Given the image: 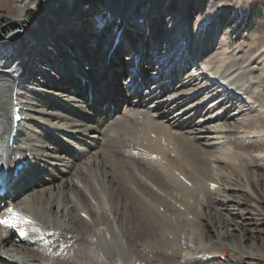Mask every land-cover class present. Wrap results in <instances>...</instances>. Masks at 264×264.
I'll return each mask as SVG.
<instances>
[{
    "label": "bare ground",
    "instance_id": "6f19581e",
    "mask_svg": "<svg viewBox=\"0 0 264 264\" xmlns=\"http://www.w3.org/2000/svg\"><path fill=\"white\" fill-rule=\"evenodd\" d=\"M41 1L0 40V219L26 218L0 224V264H197L225 245L260 260L247 212L227 208L242 204L215 202L229 184L201 181L264 111V52L229 50L227 28L198 32L201 0ZM36 2L8 0L12 17Z\"/></svg>",
    "mask_w": 264,
    "mask_h": 264
},
{
    "label": "rangeland",
    "instance_id": "374dc122",
    "mask_svg": "<svg viewBox=\"0 0 264 264\" xmlns=\"http://www.w3.org/2000/svg\"><path fill=\"white\" fill-rule=\"evenodd\" d=\"M235 1L236 0H201L200 12L195 18V25L198 29V32L205 27H208V29L210 30L227 28V30H229L231 34V38L228 41V45L230 47L229 50L233 51L237 47V45L245 44L248 48L247 52L249 54L252 53L251 55L257 54L259 51L264 52V0H238V6L224 8L226 4H234ZM2 2L6 3V6L4 8H1ZM37 3L38 2L35 3L32 9L36 8ZM44 4L45 3H42L43 6ZM28 10L30 9H27L24 14L18 19H22ZM0 14H4L15 19L14 17H12V10L10 5L8 4V0H0ZM139 25L140 29L142 30V24ZM175 40L176 36L174 41ZM177 47H179V41L177 42L176 48ZM124 64L125 62L121 63L122 69H125ZM121 74L124 77L126 76L125 74H127V72L123 71ZM114 101L115 100H113V102ZM113 104L114 110L115 102ZM263 112L264 111H260L255 116L251 117L248 121V124L244 125L243 128H240L238 130L239 132L243 131L247 132L248 134L243 140L242 144H240L238 148H232L230 155L226 157L225 164L227 166L225 165V168H223V174H219L221 176L213 174L214 176L211 175L207 178L205 176L201 181L204 185L208 183L212 187L217 186V183L219 184L220 181V184H229V192L226 190L222 195H213L214 199L217 200L215 202L219 203L221 199H231L240 202L242 205L236 206L234 205V202L230 200L231 202L228 203L227 208L230 209L229 212L232 214V216L240 215L241 210H245L244 212H247L251 220L250 227L253 233H255L256 239L261 244L262 249H264ZM249 173H254L256 178H258L259 180L261 179L260 181H262L263 185H257V183L253 182L252 178L250 177L245 178L244 175H249ZM228 175L230 178L228 177ZM214 177H216V179ZM210 179L212 180V182ZM245 186H247L248 188H246V190H242V188H245ZM197 202H199V200ZM197 202L193 204V207H189L187 209V214H192L193 210L197 208ZM234 212L236 213V215H233ZM186 218L188 217H185V219ZM196 220L199 224H201L200 222L204 223V221L199 217ZM222 252V258L208 259L205 263H201L199 259H196L197 264H234L233 260L236 259H243L246 262H251V264H264V253L262 254V258L260 260L251 261L246 258V255H243L241 253H232L226 245L223 247Z\"/></svg>",
    "mask_w": 264,
    "mask_h": 264
},
{
    "label": "water",
    "instance_id": "95a60500",
    "mask_svg": "<svg viewBox=\"0 0 264 264\" xmlns=\"http://www.w3.org/2000/svg\"><path fill=\"white\" fill-rule=\"evenodd\" d=\"M42 11V1L39 0L36 8L28 10L22 19H13L0 14V40H15L20 37Z\"/></svg>",
    "mask_w": 264,
    "mask_h": 264
},
{
    "label": "snow or ice",
    "instance_id": "6c2138e0",
    "mask_svg": "<svg viewBox=\"0 0 264 264\" xmlns=\"http://www.w3.org/2000/svg\"><path fill=\"white\" fill-rule=\"evenodd\" d=\"M7 212L9 213L11 218L10 219H0V224H7L9 226H13L17 220H26V218L20 217L19 214L15 212V210L12 208H8ZM26 222H30V221H26Z\"/></svg>",
    "mask_w": 264,
    "mask_h": 264
}]
</instances>
